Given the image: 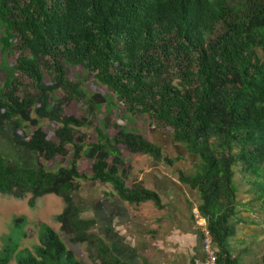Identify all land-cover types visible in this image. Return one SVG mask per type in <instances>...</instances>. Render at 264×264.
Listing matches in <instances>:
<instances>
[{
    "label": "trees",
    "instance_id": "1",
    "mask_svg": "<svg viewBox=\"0 0 264 264\" xmlns=\"http://www.w3.org/2000/svg\"><path fill=\"white\" fill-rule=\"evenodd\" d=\"M0 26L2 47L15 39L20 50L15 66L5 69L10 80L0 88V136L9 131L14 145L48 160L64 155L67 145L73 148L70 165L55 171L13 162L0 152V194L31 193L30 206L37 197L56 194L64 202L56 219L74 242L86 243L102 264H132L95 232L94 217L81 216L74 195L75 179L86 178L76 165L84 147L77 128L89 118L65 114L63 100L50 93L60 88L66 98L82 97L80 85L67 78L65 63L81 65L131 114L145 112L167 125L174 141L197 156L195 173L180 179L199 193L198 213L206 219L217 264H237L227 249L237 206L235 167L240 165L264 204V0H0ZM166 50L180 63L178 85L164 74ZM42 68L53 74L51 83L44 82ZM11 69L29 81L23 83ZM34 104L40 118L59 123L57 142L40 127L28 138L21 133L23 121L36 124L29 116ZM114 125L113 138L98 128V139L85 151L93 159L90 178L111 184L123 201L162 206L157 192L141 182L127 184L117 144L158 161L172 160L160 145ZM13 257L16 264H87L47 224L34 252L5 243L0 264Z\"/></svg>",
    "mask_w": 264,
    "mask_h": 264
},
{
    "label": "rangeland",
    "instance_id": "2",
    "mask_svg": "<svg viewBox=\"0 0 264 264\" xmlns=\"http://www.w3.org/2000/svg\"><path fill=\"white\" fill-rule=\"evenodd\" d=\"M218 32L219 27L215 30V34ZM2 34L3 28L0 26V88L5 89L6 82L10 80L8 70L5 69L15 66L20 50L16 47L17 41L15 39L12 42V46L5 50L1 42ZM166 44V40L162 41V47L164 49ZM166 51L168 57L166 59L164 74L167 73L169 77L173 78V83L178 85L180 63L177 60L175 52L171 50ZM65 65L68 70L67 78L80 85L83 96L66 98L64 90L60 88L51 92L50 95L53 100H63L65 114L77 117L87 116L89 118L88 125L77 128L78 133L82 136L84 147L83 153L76 159V165L78 172L85 174L86 178L75 179V183L79 188L75 191L74 195L83 207L81 216L83 218H90L93 216L92 207L94 202H97L95 201L97 197L100 195H114L111 184L102 183L90 178L92 175L91 166L93 159L87 156L85 151L91 143L98 139V128L101 129L102 134H106L108 138H113L116 134L114 124H119L125 126L127 131L137 132L151 142L161 143L164 150L187 149L184 144L174 141L172 131L167 125L154 120L153 117L145 112L131 114L127 110L126 105L119 100L110 88L102 84L93 72H89L81 65H71L68 62ZM11 70L12 74L20 78L23 83L29 81L27 76L23 75L20 71L15 69ZM42 71L44 82L47 84L51 83L53 81V74L50 73L48 68H42ZM21 93L22 89L20 91ZM35 106L36 104L30 108L29 116L30 119L36 121V124L30 123L29 120L23 121L20 128L21 133L28 138L35 128L40 127L47 133L48 139L57 142L55 131L59 123L48 117L40 118L36 114ZM106 121L109 124L108 127L104 124ZM117 147L122 155L123 166L127 170L126 182L127 184H131L139 176L140 171L137 168L149 163L150 159H148V156L142 155V153L129 152L122 143L117 144ZM66 148L67 152L64 155H58L48 160L42 155H37L34 152L14 145L9 131H5L0 136V152L4 156L10 158L13 162L31 167L43 166L45 170L49 171H55L59 167H67L70 165L73 148L71 145H67ZM239 174L240 179L249 185L247 174L240 172ZM30 198L31 193L25 194L23 198H16L9 194H0V251L3 245L8 243L17 245L18 250L25 248L34 252L35 247L40 243L41 236L43 235V226L47 224L58 232L66 248L71 250L78 260L84 261L87 264H102L95 252L90 250L86 243L74 242L71 235L61 229L60 223L56 219V216L64 208V202L61 197L53 193L46 194L35 198L33 206L28 204ZM20 217H23V220L16 225L15 220ZM153 220L154 218H149V222ZM117 228L121 233H127L128 226L126 224L119 225ZM261 260L263 261V259ZM8 264H16V259L13 257Z\"/></svg>",
    "mask_w": 264,
    "mask_h": 264
},
{
    "label": "crops",
    "instance_id": "3",
    "mask_svg": "<svg viewBox=\"0 0 264 264\" xmlns=\"http://www.w3.org/2000/svg\"><path fill=\"white\" fill-rule=\"evenodd\" d=\"M154 143L172 162L142 154L150 162L137 168L140 173L135 182L157 192L162 206H155L151 200L129 203L118 198L114 190V195H100L92 210L95 232L114 243L116 253L132 264H193L194 258L204 257L200 230L206 227V219L193 215L200 196L181 181L180 175L195 173L198 158L188 150H164L161 143ZM239 166L234 176L238 187L234 232L227 249L237 264H263L264 204L240 179ZM149 218L154 220L149 222ZM124 224L128 226L125 234L117 228Z\"/></svg>",
    "mask_w": 264,
    "mask_h": 264
},
{
    "label": "built area",
    "instance_id": "4",
    "mask_svg": "<svg viewBox=\"0 0 264 264\" xmlns=\"http://www.w3.org/2000/svg\"><path fill=\"white\" fill-rule=\"evenodd\" d=\"M193 215L195 217L199 216V213L197 210L193 211ZM202 246H203V251H204V257L201 258H194L193 259V264H217V255L216 251L213 246V241L210 233L204 227L202 230Z\"/></svg>",
    "mask_w": 264,
    "mask_h": 264
}]
</instances>
